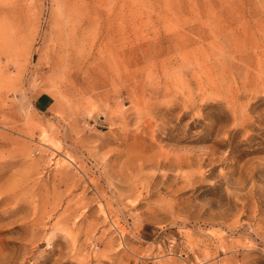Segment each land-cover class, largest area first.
<instances>
[{"label": "rangeland", "instance_id": "rangeland-1", "mask_svg": "<svg viewBox=\"0 0 264 264\" xmlns=\"http://www.w3.org/2000/svg\"><path fill=\"white\" fill-rule=\"evenodd\" d=\"M0 264H264V0H0Z\"/></svg>", "mask_w": 264, "mask_h": 264}]
</instances>
